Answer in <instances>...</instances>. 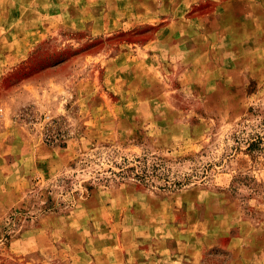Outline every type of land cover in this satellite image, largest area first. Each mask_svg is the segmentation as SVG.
Listing matches in <instances>:
<instances>
[{
  "label": "rangeland",
  "instance_id": "rangeland-1",
  "mask_svg": "<svg viewBox=\"0 0 264 264\" xmlns=\"http://www.w3.org/2000/svg\"><path fill=\"white\" fill-rule=\"evenodd\" d=\"M175 241L264 264V0H0V264Z\"/></svg>",
  "mask_w": 264,
  "mask_h": 264
},
{
  "label": "crops",
  "instance_id": "crops-1",
  "mask_svg": "<svg viewBox=\"0 0 264 264\" xmlns=\"http://www.w3.org/2000/svg\"><path fill=\"white\" fill-rule=\"evenodd\" d=\"M198 241L201 243L200 238ZM212 241H213L212 243H216L219 240L213 239ZM174 244L175 246L171 250H169L168 247H166V249H162V251L160 252H155V255H153V258H155L154 260H152L151 257L146 254L145 250H140L135 254L134 253L130 254L127 251H124L122 253V256L124 258L134 259L135 261L139 260L141 262L139 264H204L202 262L190 263L189 262L190 259L188 258V256H185L186 254H188L187 251L189 250L187 246H185L184 243H180L178 241H175ZM232 246H233V240L230 238L228 241H226L225 247L230 249L229 247ZM157 253L159 254L156 255ZM185 259L188 260V262H185L184 261ZM225 264H252V263H247L242 261L239 263L227 262Z\"/></svg>",
  "mask_w": 264,
  "mask_h": 264
},
{
  "label": "trees",
  "instance_id": "trees-1",
  "mask_svg": "<svg viewBox=\"0 0 264 264\" xmlns=\"http://www.w3.org/2000/svg\"><path fill=\"white\" fill-rule=\"evenodd\" d=\"M45 137L47 138V141L49 142H53V139H59L58 137L56 138V136H53L50 134H47ZM159 167H160V164L158 163L150 165L149 168L146 167V165H143L142 167L138 166L140 174L136 173L134 175L136 176V178L144 180L146 179V177L154 175V173L158 171ZM131 169L133 168L132 167L128 168V170H131Z\"/></svg>",
  "mask_w": 264,
  "mask_h": 264
}]
</instances>
